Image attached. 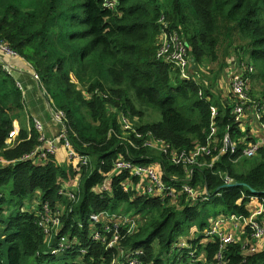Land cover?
I'll return each mask as SVG.
<instances>
[{"label":"trees","instance_id":"1","mask_svg":"<svg viewBox=\"0 0 264 264\" xmlns=\"http://www.w3.org/2000/svg\"><path fill=\"white\" fill-rule=\"evenodd\" d=\"M110 1L113 7L106 0H0V42L37 72L54 109L64 112L72 148L89 157L86 165L63 162L58 153L31 157L42 135L27 114L23 90L0 62V264H112L121 248L143 249L142 264H217L220 239L200 238L209 213L249 215L254 197L264 206V147L247 168L248 159L239 162L230 154L213 161L218 152L202 157V165L186 167L144 146L154 136L171 151L208 142L220 149L231 132L242 153L247 132L236 120V101H223L213 81L235 64L250 77L247 95L259 103L264 125V0ZM165 35L187 45L195 77L186 80L174 64L157 58ZM147 108L157 109L161 118L145 122ZM123 113L143 134L129 131L136 147L120 138ZM212 124L217 133L209 138ZM119 157L158 163L169 186L187 181L207 199L193 202L183 194L172 205L135 187L126 191V179L137 185L139 178L113 172ZM226 176L246 186H229ZM105 184L108 190H101ZM132 210L144 216L117 246L92 239L104 228L91 214ZM258 220L264 222V213ZM195 221L201 228L191 244L194 256L184 248L178 258L172 246L195 229ZM104 235L114 238V232ZM61 241L73 247L56 256L51 251ZM223 253V264H264V249L251 251L242 242L228 244Z\"/></svg>","mask_w":264,"mask_h":264},{"label":"built area","instance_id":"2","mask_svg":"<svg viewBox=\"0 0 264 264\" xmlns=\"http://www.w3.org/2000/svg\"><path fill=\"white\" fill-rule=\"evenodd\" d=\"M108 6L114 5V3L110 0H106ZM0 50L5 53L16 55V53L11 50L6 44L0 42ZM157 58L164 60L166 62L174 64L177 68H179L182 78L188 80L192 76L195 77V73L191 69L192 60L189 57V52L187 45L181 41L177 36L168 37L164 36L163 42L158 50ZM34 75L37 79L39 75L36 71H34ZM198 78V77H197ZM250 83V77H246L243 73L237 74L232 82V93L233 100L236 101L234 112L236 114V120L240 121L245 111L250 108V106L254 107L256 113L259 118H261L262 111L259 103L255 102L249 95H247V89ZM56 110V109H55ZM57 111V115L59 118L64 119V113L61 111ZM213 114H216L215 107H212ZM121 128H122V136L120 138L128 141L132 146L136 147V143L133 139H129L127 135L129 131H133L135 136L141 138L143 134L136 130L134 123H132L127 115L124 113L119 117ZM36 128L42 132V125L40 122H36ZM241 126V125H239ZM243 131H246L245 129ZM217 133V129L214 124H212L210 137ZM42 135V134H41ZM149 135H152L151 132ZM45 141V144H44ZM42 146L38 151L33 153L31 157L42 160L46 159L49 154L55 155L59 154L60 147L66 151V156L69 161H72L75 165L82 164L86 165L89 157L87 155L80 154L76 150L72 148L71 142L67 135V129H64L57 137L52 140H45L42 136ZM144 146H149L152 148H156L160 151H163L165 154H170L171 160L175 164L185 165L186 167H191L195 165H202L200 159L202 157H212L214 152H218L213 161L217 160L221 154H230L231 156H236L239 154V148L236 139L233 137L231 132H226L224 139L222 141V146L219 149L217 145L212 147L211 143L198 145L191 151L187 150H170V147L166 145L161 139H157L152 136L147 139L144 143ZM264 146V138L257 139L250 143H247L246 146L242 148V153L244 157L250 158L256 155V153ZM68 161V162H69ZM193 170V169H192ZM129 172L131 176H135L139 178V183L137 185L131 181V178H127L124 184V189L128 191L131 187H135L140 193L149 194L151 196H157L163 200L166 198H176L177 203L179 202V196L186 194L188 195L193 202L198 200L207 199V194L202 198H199L195 188H193L187 181L181 182L179 186H169L164 178L163 172L158 163L155 165L143 164L140 162H136L132 159L126 157H119V159L115 162L113 172ZM227 183H232L233 180L228 176L226 177ZM101 190H108V185L105 184L101 186ZM222 193H218L221 195ZM256 200V206L250 210L249 215L245 214H221L218 219L213 221V224L205 230V238L209 240H213L214 238H218L221 241L220 248L221 250L218 253V263H224V253L223 249L228 244H233L238 241L235 235L232 232L225 233L221 228L222 226H226L229 224H233L235 228H239L240 226H244L247 229L251 230L250 237H247L246 242H242L243 246H248L251 251H258V243L264 239V222H260L258 217L264 213V206L259 200V198L254 197ZM47 206V205H46ZM48 207V206H47ZM91 221L102 224L104 231L96 230L91 234L93 240L103 241L105 242L107 248L114 247L119 241L118 239L121 237H125L134 232L136 229L137 222L135 218L130 217L129 213L122 214L118 212H101V213H93L91 214ZM53 224L55 227H58L60 224V218H55L53 220ZM108 232H114V238L106 240V236ZM73 245L69 241H61L59 246L54 248L51 253L54 255L61 254L65 248H72ZM173 250H178L177 252H182L184 248L190 249L189 255L194 256L195 251L192 250V246L187 245L182 242V240H178L173 244ZM87 248H82L81 251L85 252ZM123 252H120L122 255ZM144 255L143 249H135L126 251L125 257L120 256V258L114 259L112 264H142L140 258ZM123 258L125 261L120 262L119 260Z\"/></svg>","mask_w":264,"mask_h":264},{"label":"crops","instance_id":"3","mask_svg":"<svg viewBox=\"0 0 264 264\" xmlns=\"http://www.w3.org/2000/svg\"><path fill=\"white\" fill-rule=\"evenodd\" d=\"M6 54L9 57H4L3 54H0V62L4 65V68L15 77L18 85L23 90L25 95V102L27 105L28 116L34 120L35 124L37 121L41 123V134L44 139L52 140L53 138L57 137L64 129L67 128L64 119L58 117L57 111L54 109L53 100L47 94L41 80L35 77L34 69L32 67L30 68L31 65L24 59H21L17 54ZM232 60H235L234 56L232 57ZM239 72L240 70L238 69V67L233 64L231 65V67L225 70L222 75H220L216 80L213 81V89L215 90V93L218 92L222 96L223 101H227V99H233L231 82L233 78L237 74H239ZM47 111H49L50 113ZM239 122L241 125L239 128L241 130L245 129L247 132V140H245L243 144H247L257 139L264 138V125L261 123L260 118L258 117L254 107L248 108ZM237 140H239V138H236V141ZM59 157L61 161L68 162L67 156L61 147L59 150ZM255 206L256 200H252L248 204L250 210H252ZM208 227L210 226H207L205 230ZM221 229L225 233L232 232L240 242L244 243L247 241L248 235L246 234V228L244 226L235 228L233 224H229L226 226H222ZM194 230L189 235L183 236L178 240H182V242L186 243L187 245L192 244L195 240L198 239V233H196L198 231H196V229ZM203 236H205L204 233ZM203 236L200 237L203 238L201 242H208L209 239H206ZM258 249H264V239L258 243ZM176 253L178 254V252ZM176 253H174L173 256ZM179 255L180 254H178V256ZM199 255L200 259L204 261L205 252L202 251Z\"/></svg>","mask_w":264,"mask_h":264},{"label":"rangeland","instance_id":"4","mask_svg":"<svg viewBox=\"0 0 264 264\" xmlns=\"http://www.w3.org/2000/svg\"><path fill=\"white\" fill-rule=\"evenodd\" d=\"M30 68H31V66H30ZM206 70V68H204V71ZM204 73V72H203ZM203 73H202V76H203ZM196 75V74H195ZM70 78H71V80L74 82V83H78L79 81H78V79H77V76H76V74L74 73V72H70ZM210 80V79H209ZM250 107H252V106H250ZM47 112H49V111H47ZM45 113V112H44ZM50 113V112H49ZM64 113V112H63ZM24 117L26 118L25 119V121H26V124H28V118H27V115L25 116L24 115ZM161 118V113L157 110V109H155V108H147V109H144V115H143V120L145 121V122H154V121H157V120H159ZM264 147V146H263ZM262 147V148H263ZM261 148V149H262ZM261 149L256 153V155H254L253 157H250V158H247V157H244V155L243 154H238L237 156H236V161H239V162H241V160H243V159H248V163H247V168H250L252 165H254L255 163H256V158H257V156L259 155V153H260V151H261ZM62 150L64 151V153L66 154V151L62 148ZM69 161V160H68ZM240 170H244V169H242V168H240ZM177 199H178V197H176V198H170L169 200H170V204H172V205H175V204H177ZM124 209V207H119V210L118 211H122ZM126 211H129V210H131V208H129V207H126ZM206 209H210V210H214V208L212 207V205H209ZM208 211V210H207ZM119 213V212H118ZM222 213H209V217H208V219H207V222H208V225L207 226H211L212 224H213V221L214 220H216V219H218L219 218V216L221 215ZM129 216L130 217H133V218H135V220H136V222H137V225L138 224H140V218H142L143 216H144V214H141V215H137V213H135V211H131L130 213H129ZM136 225V226H137ZM192 225H194L193 227H195V229H196V231H198L200 228H201V222L200 221H195V222H193V224ZM202 233V232H201ZM204 234H205V232H204ZM202 235H203V233H202ZM181 238V237H180ZM179 238V239H180ZM120 240H121V237L118 239V243L117 244H119L120 243ZM206 243V242H205ZM117 244H115L114 246H117ZM176 251H178V250H176ZM119 252H123V254L122 255H120V256H122V257H125V254H126V250L125 249H123V248H121L120 249V251ZM178 258H179V256H178ZM171 264H176V263H171Z\"/></svg>","mask_w":264,"mask_h":264},{"label":"water","instance_id":"5","mask_svg":"<svg viewBox=\"0 0 264 264\" xmlns=\"http://www.w3.org/2000/svg\"><path fill=\"white\" fill-rule=\"evenodd\" d=\"M5 62V61H4ZM227 185H229V186H235V187H237V186H246V184L245 183H243V182H233V183H230V184H227ZM253 193H255V194H258L259 192L258 191H256V190H254V189H252L251 190ZM262 193V192H261Z\"/></svg>","mask_w":264,"mask_h":264},{"label":"clouds","instance_id":"6","mask_svg":"<svg viewBox=\"0 0 264 264\" xmlns=\"http://www.w3.org/2000/svg\"><path fill=\"white\" fill-rule=\"evenodd\" d=\"M226 177H227V176H226ZM233 182H234V181H233ZM233 182H232V183H233ZM227 184H229V183H227ZM257 198H258V197H257ZM254 199H255V198H254ZM254 199H253V200H254ZM222 214H224V213H222ZM178 254H180V252H178ZM181 256H182V254L179 255V258H180Z\"/></svg>","mask_w":264,"mask_h":264},{"label":"bare ground","instance_id":"7","mask_svg":"<svg viewBox=\"0 0 264 264\" xmlns=\"http://www.w3.org/2000/svg\"><path fill=\"white\" fill-rule=\"evenodd\" d=\"M5 69V68H4ZM54 139V138H53ZM52 249H53V247H52Z\"/></svg>","mask_w":264,"mask_h":264}]
</instances>
